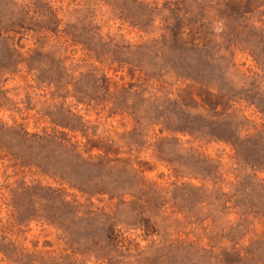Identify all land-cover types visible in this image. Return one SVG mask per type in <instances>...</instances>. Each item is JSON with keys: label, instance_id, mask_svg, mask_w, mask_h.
Here are the masks:
<instances>
[{"label": "rangeland", "instance_id": "rangeland-1", "mask_svg": "<svg viewBox=\"0 0 264 264\" xmlns=\"http://www.w3.org/2000/svg\"><path fill=\"white\" fill-rule=\"evenodd\" d=\"M262 187L264 0H0V264H264Z\"/></svg>", "mask_w": 264, "mask_h": 264}, {"label": "trees", "instance_id": "trees-1", "mask_svg": "<svg viewBox=\"0 0 264 264\" xmlns=\"http://www.w3.org/2000/svg\"><path fill=\"white\" fill-rule=\"evenodd\" d=\"M215 139H217V140H222V141H224V142L230 144L235 150L238 149V147L240 146V143H241L240 140H235V141H233V140H227V139H225V138H223V137H215ZM74 187H75L80 193H82V194H88V192H86L85 190L81 189L80 187L75 186V185H74ZM261 189H262L261 191H263V190H264V187H262ZM105 194H106V193L103 192V193H99L98 195H105ZM107 195H109V194L107 193ZM67 204H68V203H67Z\"/></svg>", "mask_w": 264, "mask_h": 264}]
</instances>
